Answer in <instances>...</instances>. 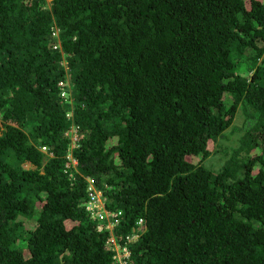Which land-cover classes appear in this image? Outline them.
<instances>
[{"label": "trees", "instance_id": "1", "mask_svg": "<svg viewBox=\"0 0 264 264\" xmlns=\"http://www.w3.org/2000/svg\"><path fill=\"white\" fill-rule=\"evenodd\" d=\"M0 125V264H264V0H0Z\"/></svg>", "mask_w": 264, "mask_h": 264}, {"label": "clouds", "instance_id": "2", "mask_svg": "<svg viewBox=\"0 0 264 264\" xmlns=\"http://www.w3.org/2000/svg\"><path fill=\"white\" fill-rule=\"evenodd\" d=\"M55 32H56V29L54 31V37L58 40V35L55 36ZM55 48H60L59 44ZM65 85L70 86L69 84L59 83V86L61 88L65 87ZM64 95H66V94H64ZM71 135H72L73 143L68 147L67 159H68L69 163L74 168V177H75V181H76L77 176L80 175V172H79V160L75 156L74 151L80 147L77 144L78 140H79V136L77 133L73 134V131H72ZM225 162H226V160H225ZM225 162H224V166L221 170H216L214 166H211L208 168H210L211 171H213L215 175L220 174L225 168V164H226ZM87 183H88L87 191H88L89 196H90V202L87 205L88 210L91 213H94L96 210H99V213L97 214L96 217H94V220H99L100 222L105 223L107 228L109 230H112L113 227L119 223L120 219L123 216V212L122 211L117 212V213L109 212L106 209V204L103 200L104 194L102 191L98 190V188L96 186V181L92 178H87ZM112 219H114L113 223H111ZM145 232H146L145 222L143 219H140L136 223V229H135L134 235L131 236L130 238H128L129 245L138 242L141 239V237L144 235ZM110 243L113 244L114 240L111 239ZM113 251L116 253L115 257L122 264H127L126 261L131 257V252H130L129 246H124V247L116 246V247H114Z\"/></svg>", "mask_w": 264, "mask_h": 264}, {"label": "rangeland", "instance_id": "3", "mask_svg": "<svg viewBox=\"0 0 264 264\" xmlns=\"http://www.w3.org/2000/svg\"><path fill=\"white\" fill-rule=\"evenodd\" d=\"M58 35L57 31L55 32V36ZM243 118H241V116L236 117V120L234 122V125L237 126H241L243 123ZM2 130V127L0 125V132ZM223 142V143H222ZM225 144L227 145L228 142L227 140H221L220 144L215 147V145L212 146L213 148V152L215 151V154L208 160L205 161L204 166L211 170L208 167L214 166L216 170H221L224 166V162H225V158H224V154L223 151L225 150L224 148H226ZM257 152L255 151L253 154H256ZM226 163V162H225ZM26 168H31L32 166L30 164L25 165ZM38 217V216H37Z\"/></svg>", "mask_w": 264, "mask_h": 264}]
</instances>
